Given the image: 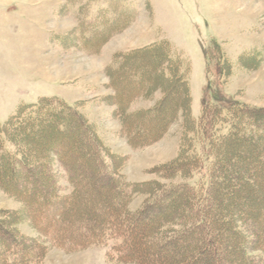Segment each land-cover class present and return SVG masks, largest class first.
I'll return each mask as SVG.
<instances>
[{
	"label": "rangeland",
	"instance_id": "1",
	"mask_svg": "<svg viewBox=\"0 0 264 264\" xmlns=\"http://www.w3.org/2000/svg\"><path fill=\"white\" fill-rule=\"evenodd\" d=\"M212 40L221 48L224 61V80L220 81L205 71L203 52ZM151 46L170 49V57L181 62L194 118L199 114L203 86L213 97L229 96L264 109V0H0V124L21 106L42 98L73 107L101 143L114 174L133 187L125 209L138 215L139 229L149 226L139 216L147 212L144 209L150 201L147 182L196 185L206 180L202 171L159 176L158 166L176 160L187 115L182 109L173 110L180 91L165 94L172 87L164 79L167 64L152 68L155 53L143 52ZM215 80L221 86L219 93L212 85ZM156 117L168 124L148 125ZM146 131L155 132L159 139L138 142V132ZM9 138L11 151L20 153L35 177L55 182L56 193L65 201L72 185L57 158L76 167L71 159L75 152L58 154L55 146L63 140L54 134L34 138L25 133V150L11 133ZM248 150V145L238 146L233 157L246 159L252 155ZM239 168L246 174L248 187L234 173L227 178L219 210H227L228 218L239 217L221 223L225 232L219 238L229 232L225 246L230 255H239L241 249L248 264H264L263 248L256 247L257 226L250 222L251 214L264 212V177L252 173L257 168L254 162L246 161ZM88 178L84 174L83 186H88ZM9 191L0 185V224L33 240L31 248L42 253L36 264H138L119 260L108 245L71 251L42 245L47 243L29 209L31 198L19 199ZM234 228L239 234H233Z\"/></svg>",
	"mask_w": 264,
	"mask_h": 264
},
{
	"label": "trees",
	"instance_id": "2",
	"mask_svg": "<svg viewBox=\"0 0 264 264\" xmlns=\"http://www.w3.org/2000/svg\"><path fill=\"white\" fill-rule=\"evenodd\" d=\"M143 52L155 53L154 70L163 62L167 64L164 79L172 87L165 94L180 91L181 98L174 103L173 110L182 109L187 115L176 160L158 166L157 169H161L159 176L168 177L174 171L190 175L194 171H202L206 175L205 182L196 185H171L157 180L147 182L151 192H148L150 201L144 210L152 214L139 215L149 222L147 228L139 229L135 224L138 215L132 216L125 209L133 187L114 174L99 140L73 107L58 99L42 98L21 106L0 124V180L2 177L6 181L0 183L1 188L10 190L13 197L31 198L32 207L29 209L47 243L42 245L67 251L90 245H108L119 260L138 264H248L249 258L243 256L241 249H238L239 255H230L226 251L225 237L229 232L219 238L225 232L220 229L224 221L234 222L235 217H239L235 214L226 217L227 210L220 211L219 206L220 199L224 200L225 183L232 173L248 187L244 180L246 174L239 168L246 161L256 163L257 171L254 169L252 173L257 172V176L264 177V109L229 96L217 94L213 97L212 91L203 86L199 114L194 118L190 112L188 80L180 70L181 62L172 59L170 49L168 51L161 46L143 48ZM203 57L205 71L216 80H224L222 52L214 40L206 45ZM216 80L212 85L220 92L221 86ZM148 111L154 112L152 109ZM144 119H148L147 114ZM162 120L158 117L150 119L148 125L164 127L168 120L165 123ZM10 133L22 150L27 148L22 140L25 133L34 138L46 133L62 138L61 145L55 146L58 154L65 153L66 156L75 152L71 159H74L72 165L77 164L76 167L67 165L63 158H57L72 185L65 201L56 193L55 182L48 184L50 179L35 177L29 170L31 166L23 163L20 153L11 151L8 145ZM138 133L140 140L137 137V141H146L145 144L160 137L153 131ZM244 145H248L252 155L246 159L233 157L235 149ZM231 166L236 168L234 172ZM84 174L86 178L89 176L88 186H83ZM222 215H225V220ZM253 221L259 241L256 247L260 250L262 247L264 251V212L260 210L256 215L251 214L250 222ZM233 232L239 234L236 229ZM32 241L0 224V264H36L42 253L31 248ZM241 245L245 248L243 243ZM252 262L257 264V261Z\"/></svg>",
	"mask_w": 264,
	"mask_h": 264
}]
</instances>
